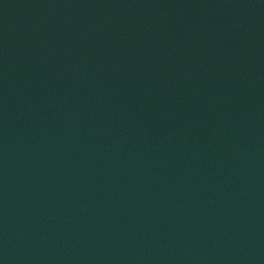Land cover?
Returning a JSON list of instances; mask_svg holds the SVG:
<instances>
[{"label":"water","instance_id":"1","mask_svg":"<svg viewBox=\"0 0 264 264\" xmlns=\"http://www.w3.org/2000/svg\"><path fill=\"white\" fill-rule=\"evenodd\" d=\"M0 264H264V0H0Z\"/></svg>","mask_w":264,"mask_h":264}]
</instances>
